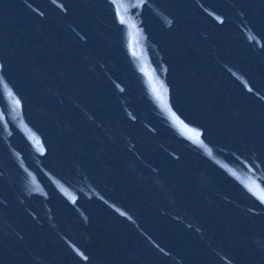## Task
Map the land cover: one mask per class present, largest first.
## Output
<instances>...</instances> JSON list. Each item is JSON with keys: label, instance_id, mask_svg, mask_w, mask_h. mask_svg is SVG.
<instances>
[{"label": "water", "instance_id": "obj_1", "mask_svg": "<svg viewBox=\"0 0 264 264\" xmlns=\"http://www.w3.org/2000/svg\"><path fill=\"white\" fill-rule=\"evenodd\" d=\"M26 7L37 14L36 21L41 19L47 10L41 7L38 1L0 0V36L2 34L8 35L12 43L29 59L32 67L36 65L45 66L50 60V46L39 34L36 28V21L26 13ZM0 51L2 52L0 63L3 65V55L6 53L3 52L2 47H0ZM250 128L251 126H249V130H251ZM49 186L52 188V183Z\"/></svg>", "mask_w": 264, "mask_h": 264}]
</instances>
